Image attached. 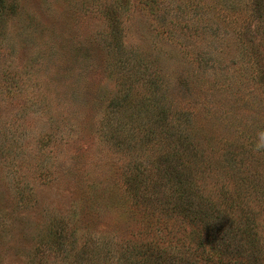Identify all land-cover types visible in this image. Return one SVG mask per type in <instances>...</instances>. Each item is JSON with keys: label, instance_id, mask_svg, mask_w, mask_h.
Returning <instances> with one entry per match:
<instances>
[{"label": "rangeland", "instance_id": "rangeland-1", "mask_svg": "<svg viewBox=\"0 0 264 264\" xmlns=\"http://www.w3.org/2000/svg\"><path fill=\"white\" fill-rule=\"evenodd\" d=\"M257 8L0 0V264H264Z\"/></svg>", "mask_w": 264, "mask_h": 264}, {"label": "trees", "instance_id": "trees-1", "mask_svg": "<svg viewBox=\"0 0 264 264\" xmlns=\"http://www.w3.org/2000/svg\"><path fill=\"white\" fill-rule=\"evenodd\" d=\"M257 1V5H258V8H257V10H258V12H259V10H261V8L262 9H264V0H256ZM222 11V10H221ZM226 15H228L227 13H226ZM259 15H260V12H259ZM228 16H227V21H228ZM236 19L234 20L233 18H232V20H230L229 21V23L225 26L226 28L228 27V25H231L232 24V26L235 24V28L233 29V31H231V33L232 32H234V35H236L237 36V38H238V40L240 41L241 40V38L244 36L243 35V32H246V33H251L252 34V29H251V23H248L249 21L248 20H246V19H243L242 17H235ZM241 19H243V20H241ZM208 22V21H207ZM222 22H224V20H222L221 21V23ZM209 23V22H208ZM220 23V22H219ZM248 23V24H247ZM207 24V23H206ZM202 26H206V25H202ZM241 44H243V45H245V43H243V42H240ZM246 46V45H245ZM182 193H184V192H182ZM182 193H181V195L180 196H182ZM185 196V195H184ZM183 197V196H182ZM186 198V205H185V208L183 207V204H182V207L180 208V209H182V211H181V213L183 212V210L184 209H186V213L188 212V213H192V214H195V220H198L197 218H196V216L198 215V218L200 219L201 218V220H202V222L203 223H205L206 225H210V223H208L207 221L209 220V218L207 217V218H204V217H206V215L204 214V212L202 211L203 209H201V208H199L198 209V207L197 206H195V204H194V202L192 201V200H190V198L188 199L187 197H185ZM180 202V201H179ZM190 209V210H189ZM189 210V211H188ZM211 230H209V232H210ZM252 244V243H251ZM254 245H252L251 247V249L249 250L250 252L253 250V247ZM254 251V250H253ZM249 252V253H250ZM250 255H252V254H250Z\"/></svg>", "mask_w": 264, "mask_h": 264}]
</instances>
